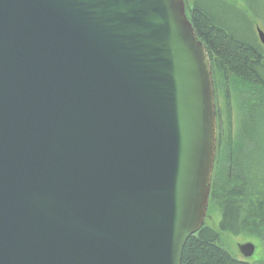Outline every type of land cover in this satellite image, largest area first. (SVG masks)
<instances>
[{
	"label": "water",
	"instance_id": "water-1",
	"mask_svg": "<svg viewBox=\"0 0 264 264\" xmlns=\"http://www.w3.org/2000/svg\"><path fill=\"white\" fill-rule=\"evenodd\" d=\"M216 148L184 0H0V264H181Z\"/></svg>",
	"mask_w": 264,
	"mask_h": 264
},
{
	"label": "trees",
	"instance_id": "trees-1",
	"mask_svg": "<svg viewBox=\"0 0 264 264\" xmlns=\"http://www.w3.org/2000/svg\"><path fill=\"white\" fill-rule=\"evenodd\" d=\"M188 18L210 60L215 101L221 86L229 100L263 105L264 49L255 28H264V0H192ZM236 19L250 27L247 35L234 26ZM230 139L228 134L227 147ZM220 154L216 156L209 203L220 213L219 230L203 226L191 236L181 264H248L235 257L220 233L264 241V199L259 201L264 194L262 185L248 183L241 171L220 174L221 165L226 163Z\"/></svg>",
	"mask_w": 264,
	"mask_h": 264
},
{
	"label": "rangeland",
	"instance_id": "rangeland-1",
	"mask_svg": "<svg viewBox=\"0 0 264 264\" xmlns=\"http://www.w3.org/2000/svg\"><path fill=\"white\" fill-rule=\"evenodd\" d=\"M192 0H184L188 16ZM236 16V15H235ZM236 19L234 26L249 33L247 23ZM225 89L221 86L216 91V116H217V148L216 156L223 154L226 163L220 167V174L234 172L244 173L248 183L262 185L264 192V104L251 102L245 99L233 100L225 96ZM228 121L230 125H228ZM219 128V131H218ZM231 136V146L227 147V138ZM226 155V156H225ZM216 161V160H215ZM260 197L259 201H262ZM220 213L214 207H208L204 225L218 230ZM222 236V235H221ZM223 237V236H222ZM224 244L240 261L249 264H264V241L248 236L235 237L226 235ZM253 243L256 247L254 255L245 259L238 251L239 244Z\"/></svg>",
	"mask_w": 264,
	"mask_h": 264
},
{
	"label": "flooded vegetation",
	"instance_id": "flooded-vegetation-1",
	"mask_svg": "<svg viewBox=\"0 0 264 264\" xmlns=\"http://www.w3.org/2000/svg\"><path fill=\"white\" fill-rule=\"evenodd\" d=\"M259 27V26H258ZM261 28V27H260ZM256 29H257V27L255 28V32H256ZM263 31H264V28H261ZM256 35H257V33H256ZM258 37V36H257ZM259 40V39H258ZM260 42V41H259ZM263 47V46H262ZM263 49H264V47H263ZM203 226H205V225H203ZM205 227H208V226H205ZM209 228H211V227H209ZM211 229H213V228H211ZM214 230V229H213ZM218 230H219V224H218ZM215 231H217V230H215ZM220 235H222L223 237H225L226 236V234H222V233H220ZM221 236V238H222V240H223V237ZM239 245H241V244H239ZM238 245V246H239ZM239 251V250H238ZM239 260V259H238ZM240 261V260H239ZM241 262H243V261H241ZM246 263V262H245ZM249 264V263H248Z\"/></svg>",
	"mask_w": 264,
	"mask_h": 264
}]
</instances>
